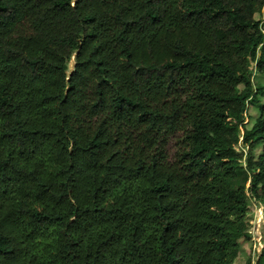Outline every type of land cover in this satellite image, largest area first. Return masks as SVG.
<instances>
[{"label":"trees","instance_id":"1","mask_svg":"<svg viewBox=\"0 0 264 264\" xmlns=\"http://www.w3.org/2000/svg\"><path fill=\"white\" fill-rule=\"evenodd\" d=\"M263 11L0 0V264H235L264 209Z\"/></svg>","mask_w":264,"mask_h":264},{"label":"rangeland","instance_id":"2","mask_svg":"<svg viewBox=\"0 0 264 264\" xmlns=\"http://www.w3.org/2000/svg\"><path fill=\"white\" fill-rule=\"evenodd\" d=\"M264 11L262 12V14ZM262 15H256V19H261ZM252 69L251 80L257 84L264 85V75H259L255 72L254 64L250 65ZM73 68V62L69 63L68 72H70ZM249 118L245 122L246 128H250V126L254 123V119L258 117V112L250 108L249 109ZM261 149H257V156L260 155ZM248 221L251 224V228L249 230V240L243 242L242 249L239 254V258L235 264H243L248 258L256 259V256L259 250L264 245V209L257 204L250 205V213L247 217Z\"/></svg>","mask_w":264,"mask_h":264}]
</instances>
